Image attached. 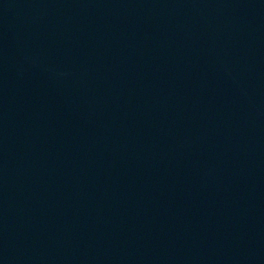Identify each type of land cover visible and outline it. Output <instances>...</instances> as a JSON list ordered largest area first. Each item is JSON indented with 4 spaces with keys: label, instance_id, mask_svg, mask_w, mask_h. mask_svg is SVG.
I'll use <instances>...</instances> for the list:
<instances>
[{
    "label": "water",
    "instance_id": "95a60500",
    "mask_svg": "<svg viewBox=\"0 0 264 264\" xmlns=\"http://www.w3.org/2000/svg\"><path fill=\"white\" fill-rule=\"evenodd\" d=\"M0 264H264V0H0Z\"/></svg>",
    "mask_w": 264,
    "mask_h": 264
}]
</instances>
